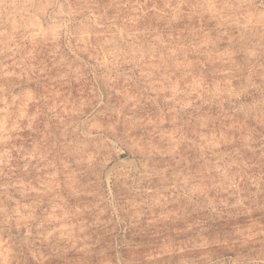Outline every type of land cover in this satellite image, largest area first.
I'll use <instances>...</instances> for the list:
<instances>
[{"label":"rangeland","instance_id":"1","mask_svg":"<svg viewBox=\"0 0 264 264\" xmlns=\"http://www.w3.org/2000/svg\"><path fill=\"white\" fill-rule=\"evenodd\" d=\"M0 264H264V0H0Z\"/></svg>","mask_w":264,"mask_h":264},{"label":"water","instance_id":"2","mask_svg":"<svg viewBox=\"0 0 264 264\" xmlns=\"http://www.w3.org/2000/svg\"><path fill=\"white\" fill-rule=\"evenodd\" d=\"M136 164V159L134 157L131 156H123L121 158H119L118 160H116L115 162H113V164L111 165V168H118V167H131L134 166Z\"/></svg>","mask_w":264,"mask_h":264}]
</instances>
